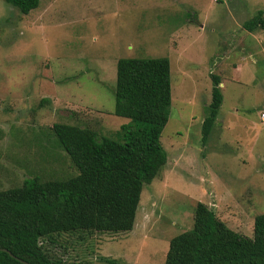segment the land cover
Returning <instances> with one entry per match:
<instances>
[{"label": "rangeland", "instance_id": "374dc122", "mask_svg": "<svg viewBox=\"0 0 264 264\" xmlns=\"http://www.w3.org/2000/svg\"><path fill=\"white\" fill-rule=\"evenodd\" d=\"M259 11L264 0H38L22 15L0 0V191L76 174L53 124L117 140L129 122L113 115L117 59L169 63L166 162L143 185L132 229L53 235L40 241L52 261L163 264L196 202L251 237L264 213V30L246 34L241 23ZM209 74L222 101L201 144Z\"/></svg>", "mask_w": 264, "mask_h": 264}, {"label": "trees", "instance_id": "16d2710c", "mask_svg": "<svg viewBox=\"0 0 264 264\" xmlns=\"http://www.w3.org/2000/svg\"><path fill=\"white\" fill-rule=\"evenodd\" d=\"M26 15L38 0H2ZM252 33L264 30L259 11L241 23ZM209 103L199 126L204 144L221 105L220 80L209 74ZM113 115L129 122L117 140L93 131L53 124L50 131L76 174L64 180L24 179L0 191V264H60L40 241L75 231L117 234L132 229L139 195L164 166L159 137L170 105L166 58L115 62ZM191 228L168 241L163 264H264V213L252 220L250 238L228 229L203 203L193 205ZM53 240V238H52Z\"/></svg>", "mask_w": 264, "mask_h": 264}, {"label": "water", "instance_id": "95a60500", "mask_svg": "<svg viewBox=\"0 0 264 264\" xmlns=\"http://www.w3.org/2000/svg\"><path fill=\"white\" fill-rule=\"evenodd\" d=\"M1 252L7 253L9 256H12L9 252H7L5 249H0ZM21 263L27 264L26 262H23L20 260Z\"/></svg>", "mask_w": 264, "mask_h": 264}, {"label": "built area", "instance_id": "2783aa9c", "mask_svg": "<svg viewBox=\"0 0 264 264\" xmlns=\"http://www.w3.org/2000/svg\"><path fill=\"white\" fill-rule=\"evenodd\" d=\"M263 117H264V114L263 113H261V115H260V118L263 120Z\"/></svg>", "mask_w": 264, "mask_h": 264}, {"label": "crops", "instance_id": "0c3cea01", "mask_svg": "<svg viewBox=\"0 0 264 264\" xmlns=\"http://www.w3.org/2000/svg\"><path fill=\"white\" fill-rule=\"evenodd\" d=\"M246 34H248V32ZM220 86H221V84H220Z\"/></svg>", "mask_w": 264, "mask_h": 264}]
</instances>
